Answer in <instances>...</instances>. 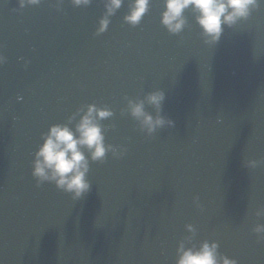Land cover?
<instances>
[{
    "label": "water",
    "instance_id": "1",
    "mask_svg": "<svg viewBox=\"0 0 264 264\" xmlns=\"http://www.w3.org/2000/svg\"><path fill=\"white\" fill-rule=\"evenodd\" d=\"M162 7L150 0L132 27L124 0L96 35L102 0H0V264H175L186 224V247L215 241L237 264H264L252 232L264 225L254 215L264 208V5L214 45L190 10L169 34ZM155 90L174 126L149 137L121 109ZM88 104L113 111L100 122L105 143L127 151L90 161V189L73 200L37 186L31 161L41 134Z\"/></svg>",
    "mask_w": 264,
    "mask_h": 264
},
{
    "label": "clouds",
    "instance_id": "2",
    "mask_svg": "<svg viewBox=\"0 0 264 264\" xmlns=\"http://www.w3.org/2000/svg\"><path fill=\"white\" fill-rule=\"evenodd\" d=\"M16 2L18 9H22L25 5H39L41 0ZM61 2L62 0H57V7ZM69 2L73 7H87L92 0ZM102 3L104 11L97 21L94 33L96 35L107 30L109 18L121 8L124 0H102ZM149 4L150 0H128V10L122 18L123 21L135 27L147 13ZM162 5L160 24L169 34L177 35L186 28L187 19L184 12L190 10L200 29L199 34L203 43L214 45L220 40L225 27L231 28L239 21L247 20L253 11L264 5V0H162ZM5 60L6 58L0 54V65H3ZM124 99L126 104L121 109V114L126 112L137 122L139 130L146 136L151 137L158 129L174 126L173 120L161 114L165 99L163 91L149 92L143 98ZM146 105L151 106L154 114L146 110ZM112 116L113 111L107 106L88 104L77 108L67 118L66 123L50 125L47 131L41 134L42 143L34 152L31 161V176L36 185L52 183L56 189L70 194L73 200H78L87 193L90 189L87 179L90 161L103 163L109 153L112 158L120 159L127 151L123 146L105 143L106 129L100 122ZM260 163L259 160L249 159L243 161V166L255 168ZM198 199L194 196L193 204L200 208ZM254 215L264 216V208H258ZM185 229L191 235L178 242L175 264H237L236 260L218 253V244L215 241L205 240L198 247L196 245L186 247V243L195 235V228L191 224H186ZM252 232L257 235L258 240L264 239V225L256 224Z\"/></svg>",
    "mask_w": 264,
    "mask_h": 264
}]
</instances>
